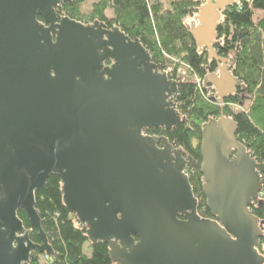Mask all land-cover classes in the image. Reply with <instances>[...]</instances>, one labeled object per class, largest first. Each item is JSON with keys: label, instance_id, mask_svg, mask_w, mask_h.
Returning a JSON list of instances; mask_svg holds the SVG:
<instances>
[{"label": "water", "instance_id": "water-1", "mask_svg": "<svg viewBox=\"0 0 264 264\" xmlns=\"http://www.w3.org/2000/svg\"><path fill=\"white\" fill-rule=\"evenodd\" d=\"M69 1L0 0V264L54 255L35 208V191L54 174L67 208L116 264H262V223L250 205L264 164L236 139L234 120L221 111L201 131L213 215L203 217L184 172L196 161L166 136L142 133L184 121L173 100L178 80L119 27L61 14ZM239 1L205 0L190 27L219 64L210 79L221 106L236 82L212 41L220 12Z\"/></svg>", "mask_w": 264, "mask_h": 264}, {"label": "trees", "instance_id": "trees-1", "mask_svg": "<svg viewBox=\"0 0 264 264\" xmlns=\"http://www.w3.org/2000/svg\"><path fill=\"white\" fill-rule=\"evenodd\" d=\"M86 1L71 0L63 4L59 12L85 23L100 20L109 28L117 26L131 38H138L153 61L162 68L169 61L165 62L164 56L174 57L187 67L190 75L199 78V84L194 79L182 81L177 78L175 65L169 73L179 82L173 100L184 121L170 128L152 127L149 130L166 136L174 147L196 161V166L188 169L189 182L198 199V213L212 218L200 172V141L204 125L217 120L222 111L236 123V139L253 159L264 164V16L257 22L254 20L256 10L264 13V0H253L251 4L240 0V4L234 2L219 14L212 47L218 57L229 59L226 69L236 82L233 92L223 100V106L210 79V75H218L219 64L208 58L205 48L197 46L190 33L204 0H169L170 5L165 9L161 0H98L83 15L80 6ZM107 10L112 11L111 16L106 14ZM190 16H194V20L187 24L184 20ZM248 99L251 102L248 110L234 111L233 105L241 106ZM35 208L54 255L33 251L27 264H116L109 254L108 244L93 243L87 236L86 226L65 205L58 175H51L35 191ZM250 208L262 223V235L256 250L264 257V183L258 199ZM18 216L30 230V240L41 244L38 230L30 227L23 209L18 211Z\"/></svg>", "mask_w": 264, "mask_h": 264}, {"label": "rangeland", "instance_id": "rangeland-1", "mask_svg": "<svg viewBox=\"0 0 264 264\" xmlns=\"http://www.w3.org/2000/svg\"><path fill=\"white\" fill-rule=\"evenodd\" d=\"M96 1H98V0H87L86 2H84L83 4H81V6H80L81 13L83 15H86L90 11V8H91L92 4L94 2H96ZM161 1H162V4H163L164 9L169 7V5H170L169 0H161ZM263 16H264V13L262 11L256 10L255 11V16H254L255 22H257L258 19L262 18ZM193 19H194V16H190V17H186L184 21L186 23H188V22L192 21ZM164 58H165V62L167 60H169V61L171 60V61L170 62L167 61V64L164 66V68H162L160 66L161 70H164L165 69V70H169V72H170L171 70L174 69L175 65H177V69H180V72H177L178 73L177 74V78L182 79V78H184L183 76H185V79L186 80L192 81L194 79V76H192V75L189 74L187 67L185 65H183V64H179L178 63L179 61L177 60V58L169 57V56H164ZM250 103H251L250 102V99H248V100H245L244 101L243 105H241V106L233 105L232 107H233L234 111H238V110H248L249 107H250L249 106Z\"/></svg>", "mask_w": 264, "mask_h": 264}, {"label": "built area", "instance_id": "built-area-1", "mask_svg": "<svg viewBox=\"0 0 264 264\" xmlns=\"http://www.w3.org/2000/svg\"><path fill=\"white\" fill-rule=\"evenodd\" d=\"M252 1H253V0H241V2H246V3H248V4H251ZM241 2H239V4H240ZM231 56H232V55L230 54V55H229V58H231ZM164 71H166L168 74L170 73L169 70H165V69H164ZM177 72H180V69H177ZM183 77H184V78L181 79L182 81L185 80V76H183ZM176 80H177V79H176ZM194 80H195V82H196L197 84H199L200 80H199L198 77L194 78ZM198 86H199V85H198ZM173 96H174V94H173ZM176 108H177V105H176ZM147 131H148V129H147V130H144L142 133H143L144 135H153V134L148 133ZM184 172L188 175V169H185Z\"/></svg>", "mask_w": 264, "mask_h": 264}, {"label": "flooded vegetation", "instance_id": "flooded-vegetation-1", "mask_svg": "<svg viewBox=\"0 0 264 264\" xmlns=\"http://www.w3.org/2000/svg\"><path fill=\"white\" fill-rule=\"evenodd\" d=\"M152 128V127H151ZM150 128H148V133H150V134H153V133H151L150 132V130H149ZM153 135H156V136H163V135H158V134H156V133H154ZM185 156H186V154H185ZM186 169H191L188 165L186 166ZM261 177H262V173H261Z\"/></svg>", "mask_w": 264, "mask_h": 264}, {"label": "crops", "instance_id": "crops-1", "mask_svg": "<svg viewBox=\"0 0 264 264\" xmlns=\"http://www.w3.org/2000/svg\"><path fill=\"white\" fill-rule=\"evenodd\" d=\"M106 14H107L108 16H111V15H112V11H111V10H107V11H106Z\"/></svg>", "mask_w": 264, "mask_h": 264}]
</instances>
